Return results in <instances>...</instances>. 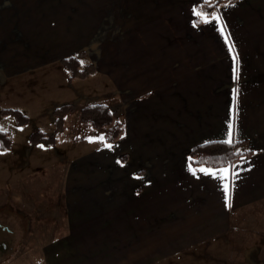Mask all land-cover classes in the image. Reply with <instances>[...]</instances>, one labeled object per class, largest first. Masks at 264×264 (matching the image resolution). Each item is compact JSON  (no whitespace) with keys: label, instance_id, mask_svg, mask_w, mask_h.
Here are the masks:
<instances>
[{"label":"crops","instance_id":"crops-1","mask_svg":"<svg viewBox=\"0 0 264 264\" xmlns=\"http://www.w3.org/2000/svg\"><path fill=\"white\" fill-rule=\"evenodd\" d=\"M93 1L0 0V108L29 117L0 113L13 141L0 149V207L32 227L60 213L46 264H231L226 238L264 204V0H222L210 23L194 9L219 0ZM81 52L97 71L70 79L61 60ZM62 103L76 109L56 143L31 142L54 131ZM87 103L118 110L114 144L80 122ZM230 124L249 152L193 165L191 148L227 140ZM201 168L237 173L220 174L235 184L230 206L225 181Z\"/></svg>","mask_w":264,"mask_h":264},{"label":"trees","instance_id":"trees-1","mask_svg":"<svg viewBox=\"0 0 264 264\" xmlns=\"http://www.w3.org/2000/svg\"><path fill=\"white\" fill-rule=\"evenodd\" d=\"M219 0L211 5H198L201 11L211 13ZM233 1V0H227ZM81 52L78 56H68L61 61L69 72L70 79H85L96 73L94 63L89 62L83 65ZM76 109L73 103H62L54 109L55 128L50 134L35 129L29 135V140L33 143L44 145H54L56 143V133L61 130L65 123L66 115ZM2 115L11 114L20 125L29 123V117L17 108H0ZM79 120L87 123L93 128L102 130L104 141L114 144L122 135L123 125L118 118V110L111 108L105 103H89L79 110ZM225 140H213L195 145L189 151L190 160L195 166L218 167L232 165L238 158L247 154L249 151H242L240 148L245 143L243 139H233V143H224ZM12 135L9 131L0 129V149L9 150L12 147Z\"/></svg>","mask_w":264,"mask_h":264},{"label":"rangeland","instance_id":"rangeland-1","mask_svg":"<svg viewBox=\"0 0 264 264\" xmlns=\"http://www.w3.org/2000/svg\"><path fill=\"white\" fill-rule=\"evenodd\" d=\"M88 13L85 31L87 36L92 32L91 37L94 27L93 24L90 25L89 20L91 23L94 22L90 17L94 15V12L88 11ZM86 84L92 85L93 79H89ZM100 131L103 134V131ZM59 214L55 209H50V219L46 217L38 219V221L35 219L32 227V221L27 216L18 217L0 207L2 220L14 226L17 225L16 221H23V228L19 232L17 230L18 234L13 250L3 255L0 264H46L45 247L49 242L52 243V241L62 238L63 225H61L62 218L59 217ZM36 222L39 224H35ZM48 222H50V234L47 233ZM53 229L56 233L52 232ZM225 244L230 250L231 264H264V204L256 217L251 216L239 222L237 228L232 230V233L226 238Z\"/></svg>","mask_w":264,"mask_h":264},{"label":"snow or ice","instance_id":"snow-or-ice-1","mask_svg":"<svg viewBox=\"0 0 264 264\" xmlns=\"http://www.w3.org/2000/svg\"><path fill=\"white\" fill-rule=\"evenodd\" d=\"M205 2L207 3V0H205ZM194 15L200 17L201 20H202V22H204V23H210L211 22V20L208 17V14L205 13V12H203V11H201V10L194 9ZM212 19H215V20L219 21L220 17L218 15H214L212 17ZM199 22L200 21L194 22V26H195L196 23H199ZM220 30L223 32L224 29L221 28ZM225 38L228 39V37H225ZM229 48H230V51H232L234 49V45H231L230 44L229 45ZM236 60H237V56L236 55H233V61H234V63L236 62ZM234 71H235V69H234ZM234 78H237V77H234ZM227 137L228 138H227V140L224 141V143H228V144L233 143V138H232V125L231 124L229 125V131L227 133ZM107 147L110 148L111 145H107ZM191 170L193 171V174H195L196 170L195 169H191ZM199 171L204 172L205 174L213 175L214 177H216L218 179H222V180L225 181L223 183L222 187H223V191L225 193L226 204H228V206H230V203H228L229 200H230V191H231L232 188L235 187V184H234V182L231 183V184L228 182V176L227 175L222 176L220 174L221 173H225V174L230 173L231 174V177H232V179L234 181V179L237 177V173L234 172V171H232L231 168H222V169H215V170L201 168V169H199Z\"/></svg>","mask_w":264,"mask_h":264},{"label":"flooded vegetation","instance_id":"flooded-vegetation-1","mask_svg":"<svg viewBox=\"0 0 264 264\" xmlns=\"http://www.w3.org/2000/svg\"><path fill=\"white\" fill-rule=\"evenodd\" d=\"M16 223L17 225L14 226L0 218V260L5 253L13 250L18 234L17 230L19 232L23 228L22 220H18Z\"/></svg>","mask_w":264,"mask_h":264}]
</instances>
